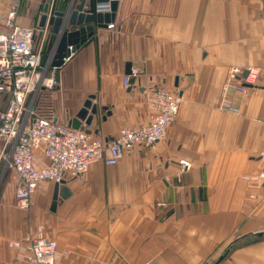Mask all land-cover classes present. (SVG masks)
Listing matches in <instances>:
<instances>
[{
	"label": "crops",
	"instance_id": "1",
	"mask_svg": "<svg viewBox=\"0 0 264 264\" xmlns=\"http://www.w3.org/2000/svg\"><path fill=\"white\" fill-rule=\"evenodd\" d=\"M43 4L23 1L16 23L39 25ZM127 63L140 73L125 88ZM232 66L245 89L225 94ZM56 76L37 110L70 125L92 96L98 112L83 130L105 140L149 120L155 86L181 102L154 148L65 173L69 194L53 209L54 182L21 208L0 166V264H30L10 243L38 227L57 244L55 264H264V0H117L113 22L94 26ZM8 99L0 92L1 110Z\"/></svg>",
	"mask_w": 264,
	"mask_h": 264
},
{
	"label": "built area",
	"instance_id": "2",
	"mask_svg": "<svg viewBox=\"0 0 264 264\" xmlns=\"http://www.w3.org/2000/svg\"><path fill=\"white\" fill-rule=\"evenodd\" d=\"M23 1L45 2L0 0V92L9 94L7 108L0 109V166L11 170L17 178V204L26 208L41 182H59L65 173L73 176L84 173L95 161L114 165L136 148H154L175 118L181 96L163 85L155 86L146 96V104L152 111L149 120L135 126H122L116 135L106 140L40 113L35 104L38 94L58 84L59 67L52 61L60 34L53 33L48 23L30 27L16 23ZM53 1H49V14L53 13ZM139 73L137 66L131 67L130 74L122 77L123 86L129 87L130 78ZM239 74V67L229 68L223 85L225 94L231 89L244 91L245 87L237 79ZM223 105L228 103L224 101ZM36 151L42 152L46 164L35 165ZM259 156L263 164L256 177L264 182V146ZM180 164L182 171L190 168L188 161L182 160ZM10 244L22 246L23 257L30 264H55L57 244L46 238L39 227Z\"/></svg>",
	"mask_w": 264,
	"mask_h": 264
},
{
	"label": "water",
	"instance_id": "3",
	"mask_svg": "<svg viewBox=\"0 0 264 264\" xmlns=\"http://www.w3.org/2000/svg\"><path fill=\"white\" fill-rule=\"evenodd\" d=\"M49 1L45 0L38 23L39 26L48 23L53 33L60 34L52 61V64L57 67H60L65 61L64 58L92 34L94 26L107 27L113 22L117 7V0H68L63 10L53 7V13L49 14ZM44 59L45 56L42 57V62ZM130 69L131 64L127 63L125 73L130 74ZM246 74L247 71L243 73V75ZM133 81L134 78L131 77L130 82ZM92 99L93 97L89 96L85 100L83 107L71 121L72 127L83 129L82 122L85 125L91 123L98 112L97 105L92 102ZM68 194L69 190L64 180L54 182L51 209L56 206L59 197L65 198Z\"/></svg>",
	"mask_w": 264,
	"mask_h": 264
},
{
	"label": "trees",
	"instance_id": "4",
	"mask_svg": "<svg viewBox=\"0 0 264 264\" xmlns=\"http://www.w3.org/2000/svg\"><path fill=\"white\" fill-rule=\"evenodd\" d=\"M68 0H63L61 3L57 2L54 4V9H59V10H63L67 4ZM49 46V45H48ZM47 46V47H48Z\"/></svg>",
	"mask_w": 264,
	"mask_h": 264
},
{
	"label": "rangeland",
	"instance_id": "5",
	"mask_svg": "<svg viewBox=\"0 0 264 264\" xmlns=\"http://www.w3.org/2000/svg\"><path fill=\"white\" fill-rule=\"evenodd\" d=\"M32 3V2H31ZM27 5H26V7H27V9L29 10V7L30 8H32V4H30V2H28V3H26ZM252 236V235H251Z\"/></svg>",
	"mask_w": 264,
	"mask_h": 264
}]
</instances>
